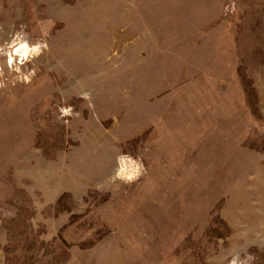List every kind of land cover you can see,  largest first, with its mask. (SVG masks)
Returning a JSON list of instances; mask_svg holds the SVG:
<instances>
[{
    "label": "rangeland",
    "instance_id": "obj_1",
    "mask_svg": "<svg viewBox=\"0 0 264 264\" xmlns=\"http://www.w3.org/2000/svg\"><path fill=\"white\" fill-rule=\"evenodd\" d=\"M0 264H264V0H0Z\"/></svg>",
    "mask_w": 264,
    "mask_h": 264
},
{
    "label": "bare ground",
    "instance_id": "obj_2",
    "mask_svg": "<svg viewBox=\"0 0 264 264\" xmlns=\"http://www.w3.org/2000/svg\"><path fill=\"white\" fill-rule=\"evenodd\" d=\"M21 48V54L22 55H24L23 57H27L26 55H29V53H30V50H29V48L26 46V45H24V46H22V45H19V46H17L16 47V51L18 50V49H20ZM16 51H15V53H16ZM21 54H19V52L18 53H16V56L18 55H20V56H22ZM13 55V54H12ZM13 58V57H12Z\"/></svg>",
    "mask_w": 264,
    "mask_h": 264
},
{
    "label": "water",
    "instance_id": "obj_3",
    "mask_svg": "<svg viewBox=\"0 0 264 264\" xmlns=\"http://www.w3.org/2000/svg\"><path fill=\"white\" fill-rule=\"evenodd\" d=\"M21 45L24 46V44H21ZM15 51H16V48H13V52H12V54H14V55L16 56Z\"/></svg>",
    "mask_w": 264,
    "mask_h": 264
}]
</instances>
